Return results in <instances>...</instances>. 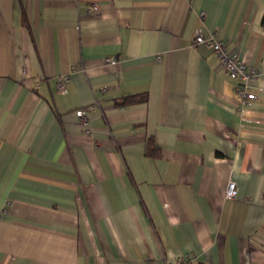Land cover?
<instances>
[{"label": "crops", "instance_id": "obj_1", "mask_svg": "<svg viewBox=\"0 0 264 264\" xmlns=\"http://www.w3.org/2000/svg\"><path fill=\"white\" fill-rule=\"evenodd\" d=\"M263 14L264 0H0V264H264ZM198 29L257 69L255 100Z\"/></svg>", "mask_w": 264, "mask_h": 264}, {"label": "built area", "instance_id": "obj_2", "mask_svg": "<svg viewBox=\"0 0 264 264\" xmlns=\"http://www.w3.org/2000/svg\"><path fill=\"white\" fill-rule=\"evenodd\" d=\"M94 11L97 10V5H93ZM194 42L197 45H204L207 48H210L213 54L220 60L222 66L232 78L237 79L239 86L237 87V92L239 97L245 100H255L256 95L253 93H247L246 89L251 81L257 79L259 73L257 69L253 67L246 66L239 57V54L236 51H229L226 45L218 40L217 34L210 33L209 35H204L201 29H198L194 36ZM115 58H106L104 59L105 64H114ZM69 83V75H63L59 78L56 84V89L59 93H64L66 86ZM90 108L82 109L78 111L80 118V124L83 126V131L86 135H90L92 130L89 126L90 121ZM237 196V187L236 184L230 181L227 185L225 192L226 199H234ZM264 198V192H263ZM193 261L191 255H183L177 257L173 262L168 264H190Z\"/></svg>", "mask_w": 264, "mask_h": 264}, {"label": "trees", "instance_id": "obj_3", "mask_svg": "<svg viewBox=\"0 0 264 264\" xmlns=\"http://www.w3.org/2000/svg\"><path fill=\"white\" fill-rule=\"evenodd\" d=\"M261 25L264 28V14H263L262 19H261ZM146 153L149 157H158L159 156V153L154 149V144H153L152 140L148 141Z\"/></svg>", "mask_w": 264, "mask_h": 264}]
</instances>
